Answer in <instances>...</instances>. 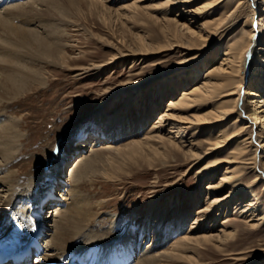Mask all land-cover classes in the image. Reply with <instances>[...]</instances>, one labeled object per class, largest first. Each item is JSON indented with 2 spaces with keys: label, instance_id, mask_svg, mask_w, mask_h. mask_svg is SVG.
Here are the masks:
<instances>
[{
  "label": "rangeland",
  "instance_id": "rangeland-1",
  "mask_svg": "<svg viewBox=\"0 0 264 264\" xmlns=\"http://www.w3.org/2000/svg\"><path fill=\"white\" fill-rule=\"evenodd\" d=\"M63 1L67 4H62V12L58 10L57 14L41 13V16L39 15L41 18V20L39 18V37L43 36L42 39H47L50 43L54 42L55 47L51 51V56L41 49H39V56L27 50L21 52L18 45L16 47L12 45L15 51L10 53L12 57L17 55V59L13 61L9 59L13 64L9 61L7 64L11 66L6 65L3 72H1L2 69L0 70L6 77H8V71L10 75L11 72L13 73L11 70H14V73L20 72L18 70H31V68L34 70L31 74L27 72L28 78L25 82L27 84L22 83L21 90H24L21 94L17 93V90L21 88L19 85H14V89L0 86V95L2 94L0 111L3 113L1 119L6 121L9 119L8 124L16 126L18 133L22 135V141L19 142L20 150L18 149L17 157L13 161L15 164L13 170L18 171L24 183L16 192L32 195L36 200L51 186L54 189L57 188L53 189L54 192L56 191L55 194H61L65 187L71 188V179L66 175L70 173V167L75 166L74 161L77 157L90 150V144L96 136H99L101 128H105L109 136L104 138L99 148L110 145L124 147L134 141H143L151 134H161L163 139L177 143L184 138L186 140V147L182 148L184 152L192 147L191 149L204 156L215 142L216 133L213 135L205 124H198L193 117L207 114L219 106L220 99L224 98L214 97L207 101H200L199 104H194V107L178 113L181 117L194 122L193 124L185 123L183 128H180L182 135L171 124L163 127L160 132L159 129L156 131L155 126L161 113L169 109L170 102L178 101L185 88L189 89L195 85L190 78L180 74L187 72L190 75L194 70L193 66L201 65L203 62H206L209 68L219 65L223 57L220 53L225 52L241 36L248 33L249 25L253 24L252 8H248V3L242 5L243 13L240 19L223 28V32L217 37L218 43L215 48L205 50L200 45L195 52L204 53L203 57L184 62L180 48L169 49L162 53L151 50L150 54L145 55L139 52L140 45L153 47L157 43H166V34L162 28L167 23L155 21L152 17L176 18L175 9L164 6L155 11L147 9L148 11L145 12L141 9L138 13H133L126 8V5L132 3H136L137 6L141 3L139 7H145V5L149 7L158 2L164 3L166 0H147V4L141 0ZM239 4L240 0H234L228 10L230 12L235 10ZM222 9L223 7L215 8L211 20L216 19ZM261 13L262 10L256 15V21L258 16L262 17ZM22 20L23 18L15 23H19L18 25L22 27L20 24ZM35 20L37 19H34V16L33 18L25 17L26 27L25 25L23 27L35 28L32 25ZM43 20L47 26L52 23L53 28L47 27L51 32L49 30L47 32ZM183 20L185 18L181 16L178 21ZM193 22L195 26L192 29L198 32L201 21ZM42 26L43 28L40 29ZM169 27L173 29L174 24H170ZM10 33L15 36L12 26L0 24V45L4 48L6 47L1 43L6 44L4 37ZM19 51L22 55L16 54ZM131 53L135 54L131 55ZM4 55V52L0 53V62L4 60ZM158 62L160 63L157 64ZM6 68L9 70L6 71ZM3 75H0L1 80L5 77ZM201 76H205L204 71ZM138 83L140 84L137 88L131 85ZM0 84L2 85V81ZM241 113L242 116H240ZM244 113V108L239 109L235 116L221 120L224 123L219 122L220 126L226 129L227 134H240L231 137L229 144L223 147L224 149L221 148L214 155L204 156L201 160H185L186 155L183 156L184 153L182 154L181 151L176 154L169 153L168 143L164 152H162L163 146L157 143L155 144L157 147L161 146L159 147L161 151L157 153L149 152L143 154L144 156L134 155V157L132 155L131 158L123 153L129 150L119 153L120 159L117 158L116 162L110 166L108 163L105 164L104 168L102 167L99 173L93 175L90 181L83 183L80 191L87 199L85 205L87 210L84 212L90 219L86 222L81 221L80 224H82L81 226L79 224V227L86 225L85 228L96 231L98 235L109 233L111 240L123 239L126 236L134 240L140 233L144 234L143 229H146L144 226L148 223L150 234L154 233L155 236L149 241V239L146 240L147 235H145L142 247L149 248L155 244L156 250L160 249L161 252L172 248L173 244H176L175 241L178 243L186 235L195 237L212 235L224 239L225 232L235 230L234 232L237 231L235 237L222 241L223 245L215 241L189 244L188 246L192 247L190 250L184 253L180 251L186 255L184 258L169 259L163 263L264 264V218L260 222H247L248 219L245 218L246 214H243V210L236 212L238 209H235L233 204L231 207L223 205L221 214H218V211H209V213L206 211L210 205V198L222 196L232 189L230 186L222 190L216 189L218 193L217 191L212 194L208 192L210 183L219 182L230 164L223 163L222 166L218 164L202 174L199 172L201 165L205 163L211 165L215 159H227L226 156L235 149L233 145L235 143L240 145L239 141L245 140L248 155L241 156V159L234 162L236 165L232 164L231 168L234 169L237 164H240L238 168L240 177L248 175L241 182L246 193L242 192L234 203L241 200L245 205H249L248 203L255 198L253 210L264 217V157H262L264 146H262L263 141L259 143L255 126L241 131V125L236 121V116L245 122L246 113ZM248 125L251 124L248 123ZM110 128L111 131L108 130ZM87 136L88 138L85 139ZM185 143L182 144L185 145ZM71 149L73 153L72 151L69 153ZM222 149L224 152L221 151ZM164 153H166L165 156ZM44 163L43 169H48L50 166L54 176L42 189L34 190L32 184L25 183V180L37 174L40 177ZM27 173L33 174L27 176ZM205 173H209L206 178L202 176ZM257 173H261L262 179L256 182ZM48 178V175L42 174V179L48 180ZM56 181L59 182V186L54 185ZM48 192L50 194L51 190ZM45 210V216H50V205H45ZM89 212H92L90 214L92 217L88 216ZM206 212L208 214L204 215ZM28 213L27 209L23 218H18L19 214L17 218L26 219L25 215H29ZM98 213H102L100 216L103 218H100ZM107 213L117 214V224L114 222L112 226L111 219L105 216ZM208 215L210 217L207 220L199 221L198 229H191L195 219L200 220ZM54 217L55 211H53L52 219L50 218L51 221ZM42 242L45 245L46 240ZM90 258L93 259V257ZM138 258L136 253L133 259Z\"/></svg>",
  "mask_w": 264,
  "mask_h": 264
},
{
  "label": "bare ground",
  "instance_id": "bare-ground-1",
  "mask_svg": "<svg viewBox=\"0 0 264 264\" xmlns=\"http://www.w3.org/2000/svg\"><path fill=\"white\" fill-rule=\"evenodd\" d=\"M16 1L18 0H0V24H7L9 27L12 26V30L15 34V36H13L11 33L6 34V37H4V42H6V44H1H3L6 48L0 45V53H5V55L3 56L4 60L0 62V70L2 69L1 72H3L4 68L9 65L7 63H9L10 60L13 61V59H17L16 54L22 55V53H20L19 51V53L16 52V54H14L16 55V58L12 57L13 55H11L10 52L14 50V45L15 47L18 45V48L21 49V52L22 50H27L28 52L39 56V49H41L46 54L51 56V51L54 50L55 47L53 44L54 42L50 43L47 41V39H42L43 36L39 37V15L41 13H47V15H49L50 13L57 14L58 10L61 11V9L63 8L62 4H67L63 0H25L22 3H17ZM66 1L73 2V0ZM148 1L141 0V2L143 3H146ZM246 2L248 3V8H252L251 11L253 18V24L249 25V31L245 34L247 36H241L238 41L234 42V44L227 48L225 52L222 51L220 53V56L222 55L223 57L220 60L219 65L213 68H209L207 64H205L206 62H203L201 65H196L195 67L193 66L194 70L192 69L193 71L190 75L187 72H183L184 74H180L186 78H190L191 82H195V85L189 89L185 88L182 91V96L178 101L172 100L170 102V104L168 105L170 106L169 109L167 110V112L163 111L161 113V116L155 126V128L157 129L156 131H158L159 129L160 132V130H163V127L171 124L173 128H176L177 132L182 135L181 129L183 128V125H185V123L193 124L194 122H192V120H187L186 117H181L178 113H182L184 109L194 107V104H199L200 101H207L214 97H221L226 99H220V105L212 109L207 114L203 116L193 117L198 124H205L212 131L213 135L214 133H216V139H214L215 142L212 143V147L209 148L204 155L206 157L211 154L214 155V153L218 152L221 148L229 144V140H231V137H235L240 134H227L226 129L224 127H221L219 122L224 123V121L221 120L235 116L237 110H241L242 108H244L246 113L245 122L239 119V116H236V121L240 122L242 129L241 131L245 130L248 127L255 126L256 132L258 133L257 137L259 143L263 141L262 146H264V0H240V4L236 7L235 10L231 12L228 9L232 6L234 0H166L164 3L158 2L157 4L151 5L149 7L146 5L145 7L141 6L142 8L139 7L141 3L138 6L136 3L126 5V8L130 9L133 13H138L139 11H141V9L145 12L148 11L147 9H152L155 11V9L163 8L164 6L170 7L169 9H175L177 11L176 18L159 19V17L156 16L152 17L153 19H155V21L167 23V25L163 24L164 27L162 28L164 33L166 34V43H157L153 47L151 46L152 48L147 47V45L145 44L144 46L140 45L139 52H141L142 55H145L150 54L152 52L151 50L155 51L156 53H162L169 49L180 48L183 61L189 62L203 57L204 53L195 52V50L198 49L200 45L203 49L205 48V50H211L215 48L218 43L217 37L223 32V28L229 25V23H235L240 19L241 13H243L241 10L242 5ZM217 7H223V9L220 11L216 19L211 20L213 11ZM260 10H262V17L259 18L258 16V19L256 21L255 17L257 14H259ZM27 16L29 18H33L34 16V19H37L32 24L33 26H35V28L30 29V26L29 28L23 27V25H25L24 18ZM181 16L185 18V20H183L182 22L178 21L181 19ZM22 18L23 20L20 21L22 27H20V25H18L19 23L15 22L19 21V19ZM193 21H201L198 32L192 29V27L195 26V23ZM42 22L44 23V20ZM49 22H51V20H49ZM45 23L44 25H46ZM13 24H15V26H13ZM170 24H174L173 29L169 27ZM48 26L46 25V29ZM50 27H52V23L49 28ZM41 28H43V26L40 27V29ZM2 30L6 31L5 29ZM48 30L49 29H47V32ZM49 31L51 32V30ZM50 32L49 34H47L48 37L50 35ZM134 54L135 53H131V55ZM37 60H39V58ZM159 63L160 62H158L157 64ZM10 64L13 63L11 62ZM5 70H9V68H6ZM31 70H18L20 71L18 73H14V70H11L13 71V73L11 72L10 75L8 71V77L0 72V75L6 77H4L3 80H1L2 76L0 77V81H2V85L0 84V86H7L14 89V85H19L21 87L22 83L27 84L25 83L27 81L26 78H28L26 74L27 72H29L30 74L34 72V70H32L31 72ZM203 71L205 72V76L202 77L201 73ZM139 84L140 83L131 85L133 86V88H137ZM22 88L23 87H21L19 91L17 90L18 94H21V92L24 90H21ZM1 96L2 94L0 95V97ZM16 97H18V95ZM5 101H8V99H5ZM2 114L3 113L0 111V244L3 245L6 239H11L9 237H12L14 235L18 236L19 240L17 242H12L11 245L14 248L20 247L22 244H24L23 246L33 245L35 247V252L38 254L36 256L38 260L36 264H70L72 262H78L80 264H164L163 262H166L169 259L171 260L175 258H184L186 255L183 253L192 248L188 246L189 244H201L202 242L211 243L212 241H215L219 242L220 245H223L224 241H228L235 237V233L237 232H234L235 230L231 232H225L224 239H222V237H215L212 235L202 237L186 235L185 237L180 239L178 243L177 241H175L176 244H173L172 248L161 252L159 251L160 249L156 250L157 247L155 246V244L151 247L149 246V248H146V246L142 247L145 235H147L146 240L149 239V241H151L152 238L154 239L155 236L154 233L153 235L150 234V226L148 225V223L144 226L146 227V229H143L144 234L142 235L140 233L137 239L134 240L129 239V237L127 236L126 238L123 237V239L111 240L109 233H99L98 235L95 233L96 231L93 232L91 229L85 228L86 225H84L85 227H79L81 221L86 222V220L90 219L86 216L87 213L85 214L84 212V210H87V208H85L87 199H85V196L80 191L83 183L85 181H90L93 175H96L97 172L99 173V171L104 168L105 164L108 163L109 166L114 164V162H116V159L119 158V153L129 150L126 153L123 152L124 155H126V157H130L133 155L134 157V155H143L149 152H160L161 150L159 147L161 146H163L162 152H164L166 147H168L166 146V143H168V145H170L168 152L171 154H176L181 151L182 154L184 153L183 156L186 155L184 157L185 160H201L204 156H201L197 151L191 149V145H189L191 147L190 150L187 148V150L189 151L186 150L187 152H184L182 149L186 147V140H184V138H182L181 141L177 139L179 141V143H177L173 140L163 139L161 134H151V136L146 137V139H144L143 141H134L128 143L124 147H115L110 145L105 146L104 148H99V146L103 144L102 142L104 138H108L109 136L108 131L105 128H101L102 131L99 132V136H96V139H94V141H92L90 144V152L87 151L79 155L74 161L76 162L75 166L70 167V173L67 175L65 174L66 177H70L72 187H65V190H62L61 194L59 193L58 195H55L56 191L54 192L53 188H51L50 194L48 192L49 190L47 192L43 191L44 194L42 196H39L40 202L36 203L35 201H39L37 200L39 198L35 200L33 199L32 195L16 192L23 186L24 183L18 171L13 170V168H15V164L13 163V161L17 157L16 154H18L17 152L20 147L19 142L22 141V135L18 133L19 130L18 128H16V126L8 124L9 119L7 121L5 119H1ZM240 116H242V113ZM248 123L251 125H248ZM108 130L111 131L112 129L110 128ZM95 140L97 142H95ZM239 142L240 145H238L237 143L233 145L235 149L231 152V154L226 156L227 159H215V161L211 165H209V163L201 165V169L199 172L202 174V172L208 170L212 166L218 164L221 165L223 163L230 164L219 182L211 184L212 182L210 181L211 183L208 186V189L210 191H207L212 194V192L214 193L217 191L216 189L222 190V188H227L230 186H232V189L222 196L210 198V205L206 211L208 213L209 211H218L219 214L223 205L231 207V205L233 204L235 206V209H238L236 210V212H240L241 210H243V214H246L245 218L248 219L247 222H260L264 217L260 214H257L253 210V207L256 203L255 198H253L252 201L248 203L249 205H245V203L241 200L236 204L234 203L239 198V195L242 192L246 193L244 191L245 188L242 186L243 184L241 182L248 176L247 174H245L240 177V171H238L240 164H237V166L235 167L236 169L231 168L234 162L241 159V156L245 157L246 155H248V147L245 146V140ZM157 143H160L161 146L157 147V145H155ZM182 143H185V145H183ZM84 145L85 144H83V146ZM223 149L221 150L222 152H224ZM72 150L73 149H71L69 153H71ZM75 150L76 149H74V151ZM165 154L166 153H164V156ZM262 157H264V155ZM195 162L197 163V161ZM192 164L194 163L192 162ZM44 165L45 163L42 165L40 177L37 174L34 177L25 180V183L29 182L30 185L32 184L31 186L32 188H34V190L35 188L42 189L43 186L46 185V183L49 181V179L54 176V173L51 171L50 166L48 167V169H43ZM209 173H205L202 176L206 178ZM32 174L27 173V176H31ZM42 174L48 175V180L42 179ZM261 179V173H257L255 181L257 182ZM67 184L68 186L70 185L69 182ZM54 185L59 186V182L56 181ZM69 195L70 197H68ZM60 197L61 199H59ZM71 198L72 200H70ZM69 200L70 202H67ZM51 202H55L54 205L50 206L51 215L49 214L50 216H45V212L42 213V207L43 205L47 204L51 205ZM62 203H65L63 208H61ZM37 204L38 208L36 211ZM88 204L89 202L87 203V205ZM27 209L29 211L28 216H33L39 221V239H46L45 248H47L48 250L45 255L43 246L40 247L39 241L36 239L35 235L31 234L32 222L35 221L31 220L27 222L26 219H18L24 217V213L27 211ZM53 211H55V217L51 221ZM250 211L252 212L249 214L248 212ZM35 212H37L36 216H34ZM92 212H89L88 216H90ZM207 212L204 215H207ZM100 214L102 213H98V216H100ZM209 215L203 217L200 220H198V218L195 219L191 229H196L199 221L207 220L208 217H210ZM93 216L94 218H96L95 215ZM105 216L111 219L112 226L114 222H117V214L107 213L105 214ZM100 218H103V216H100ZM36 232H38V230ZM219 248L221 249V246H219ZM180 251L183 253H181ZM136 253H138L139 258L135 260L133 259V257ZM90 257H93V259Z\"/></svg>",
  "mask_w": 264,
  "mask_h": 264
}]
</instances>
